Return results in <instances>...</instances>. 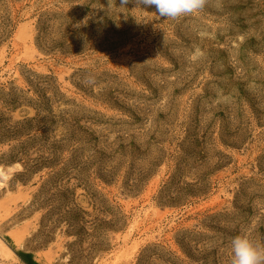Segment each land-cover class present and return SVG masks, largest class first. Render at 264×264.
Masks as SVG:
<instances>
[{"label": "rangeland", "instance_id": "1", "mask_svg": "<svg viewBox=\"0 0 264 264\" xmlns=\"http://www.w3.org/2000/svg\"><path fill=\"white\" fill-rule=\"evenodd\" d=\"M110 3L0 0V264H229L264 242V0Z\"/></svg>", "mask_w": 264, "mask_h": 264}, {"label": "clouds", "instance_id": "2", "mask_svg": "<svg viewBox=\"0 0 264 264\" xmlns=\"http://www.w3.org/2000/svg\"><path fill=\"white\" fill-rule=\"evenodd\" d=\"M129 2L130 0H120L122 6ZM207 2L208 0H134L136 9L145 11L155 7L156 13L168 20L194 15L203 10ZM109 4L111 7L110 0ZM85 83L95 84V80L89 77ZM229 264H264V242L253 241L247 234L234 236L231 240Z\"/></svg>", "mask_w": 264, "mask_h": 264}, {"label": "bare ground", "instance_id": "3", "mask_svg": "<svg viewBox=\"0 0 264 264\" xmlns=\"http://www.w3.org/2000/svg\"><path fill=\"white\" fill-rule=\"evenodd\" d=\"M13 169V167H11V170ZM0 175L4 178V179H7L9 177V174L7 172H5L4 170L0 169ZM1 184H3V182L0 181ZM0 247L2 249V251L4 253H6L8 256H11V255H15L13 252V250L5 243H0Z\"/></svg>", "mask_w": 264, "mask_h": 264}]
</instances>
